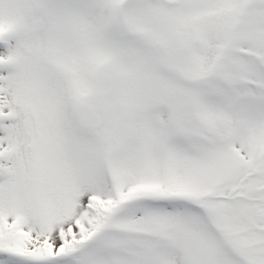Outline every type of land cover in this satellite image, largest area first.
Returning a JSON list of instances; mask_svg holds the SVG:
<instances>
[{
    "label": "snow or ice",
    "instance_id": "6c2138e0",
    "mask_svg": "<svg viewBox=\"0 0 264 264\" xmlns=\"http://www.w3.org/2000/svg\"><path fill=\"white\" fill-rule=\"evenodd\" d=\"M0 264H264V0H0Z\"/></svg>",
    "mask_w": 264,
    "mask_h": 264
}]
</instances>
